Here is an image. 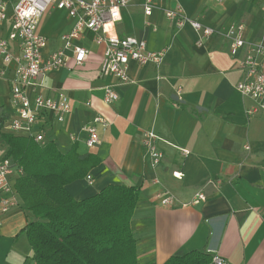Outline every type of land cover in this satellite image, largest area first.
<instances>
[{
    "label": "crops",
    "instance_id": "crops-1",
    "mask_svg": "<svg viewBox=\"0 0 264 264\" xmlns=\"http://www.w3.org/2000/svg\"><path fill=\"white\" fill-rule=\"evenodd\" d=\"M0 2L7 4L0 37L9 41L13 55L10 62H0V107L10 114L4 130L13 132L9 124L17 117V106L12 87L21 44L12 34L19 0ZM145 2L130 0L112 32L136 37L149 50L166 51L164 61H131L126 83L103 75L106 45L86 30L66 50L67 65L46 74L36 89L28 88L31 99L63 90L72 111L61 122L44 110L34 129L63 153L76 145L79 152L98 156V165L85 178L67 185L77 200L113 184L139 189L131 226L141 264H163L192 250L218 252L230 264H264V111L249 118L246 108L252 102L237 89L243 77L240 61L251 44L264 45V0H154L151 14L145 13ZM177 5L215 33L197 46L198 34L190 25L178 28L166 16L165 10ZM76 21L67 10L49 6L37 29L47 39L43 57L64 48L63 36ZM233 24L244 25L247 42L237 55L230 53L226 36ZM77 45L90 50L82 65L73 59ZM108 86L119 94L111 103L104 101ZM96 115L107 125L96 123L100 139L89 147L88 126ZM147 130L156 133L164 152L157 166L144 145ZM0 154L5 155L4 148ZM20 169L14 165L10 174L14 188ZM200 192L206 199L194 202ZM157 194L172 196L173 203L163 205ZM2 196L0 192V206ZM33 218L22 203L0 211V264H37L23 231Z\"/></svg>",
    "mask_w": 264,
    "mask_h": 264
},
{
    "label": "built area",
    "instance_id": "built-area-1",
    "mask_svg": "<svg viewBox=\"0 0 264 264\" xmlns=\"http://www.w3.org/2000/svg\"><path fill=\"white\" fill-rule=\"evenodd\" d=\"M130 0H19L14 6L15 31L13 38L20 41L21 58L16 69V80L12 87V96L17 106V117L11 120L9 128L16 133H24L35 138L37 142H44V136L36 132L39 114L44 111H52L59 121H64L66 114L72 111L69 96L59 90L55 96L35 94L33 99L28 95V88L36 89L42 85V78L52 70L67 65L70 57L66 50L73 47V40L79 38L83 32L90 30L95 33L97 43H105L106 49L101 61V73L113 75L121 82H129L128 66L131 61L140 65H159L164 61L166 51H154L147 48L146 42L133 36L121 37L112 32V28L121 19V9ZM222 1V0H218ZM154 0H146L144 10L151 14ZM55 6L67 10L69 16L76 18L73 29L63 36L64 48L59 49L47 57H43L42 49L47 45V39L37 32L41 17L49 6ZM166 16L172 20L178 28L190 25L198 34L196 45H202L206 39L215 33L210 26H205L197 19L187 16L183 8L177 5L174 9H166ZM7 18V4L0 2V24ZM230 40V53L237 55L247 44L244 38V25L233 24L227 31ZM73 59L77 65H82L88 57L90 50L84 46H74ZM13 59L9 41L0 37V62H10ZM243 77L237 83V89L241 94L251 100L247 106V116L253 117L264 111V45L262 42L250 45L243 59L240 61ZM119 98L117 91L108 86L105 91L104 101L111 103ZM96 123L107 125L105 119L96 115L93 123L88 126L87 145L95 146L99 142V133ZM144 145L149 153L153 165H159L164 159V152L157 144L158 136L153 130L145 132ZM247 148H249L247 146ZM185 154L188 152L184 151ZM13 161L0 154V211L6 213L15 206L20 205L19 195L11 183L10 174L13 169ZM22 173V170L20 169ZM174 176L180 178L182 172H174ZM161 203L170 205L172 196H162ZM203 192L196 195L194 202L204 201ZM211 254L210 264H230L221 254L209 250Z\"/></svg>",
    "mask_w": 264,
    "mask_h": 264
},
{
    "label": "trees",
    "instance_id": "trees-1",
    "mask_svg": "<svg viewBox=\"0 0 264 264\" xmlns=\"http://www.w3.org/2000/svg\"><path fill=\"white\" fill-rule=\"evenodd\" d=\"M9 112L0 107V150L21 168L16 191L34 218L23 228L37 264H141L131 220L140 192L113 184L77 200L67 185L98 165L76 145L63 153L56 143L5 131ZM211 254L192 250L163 264H210ZM152 264V263H150Z\"/></svg>",
    "mask_w": 264,
    "mask_h": 264
}]
</instances>
